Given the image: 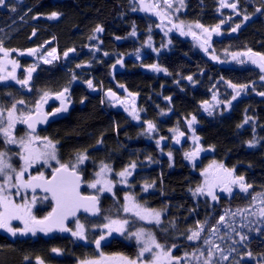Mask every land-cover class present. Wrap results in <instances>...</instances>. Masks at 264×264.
<instances>
[{"label":"trees","instance_id":"1","mask_svg":"<svg viewBox=\"0 0 264 264\" xmlns=\"http://www.w3.org/2000/svg\"><path fill=\"white\" fill-rule=\"evenodd\" d=\"M185 1L186 21L212 28L228 20L224 31L230 37L222 44L216 43L212 51L196 56L192 42L182 43L180 39L175 42L177 47L168 58H161V53L156 58L149 52L144 53L141 44L157 23L136 13L132 0H26L24 6L19 7L21 14L29 16L8 35L17 30L27 34L33 27L26 24H33V18L39 17V26L34 28L38 29L40 40L44 42L53 38L60 51L76 50L78 61L84 59L88 46H95L98 54L90 53L88 57L93 62L92 72L97 75L102 70L105 88L117 90L120 86L128 94L138 96L143 111L157 124L156 138H168V147L163 149L155 142H149L143 133L144 128L136 127L123 114L118 115L105 108L102 110L96 100H90L85 108L76 107L69 119L57 124L55 131L62 160L69 162L77 153L86 152L87 165L82 173L88 182L95 179L101 162L108 164L113 170L111 180L115 183V197L112 194L101 196L100 218L81 217L80 221L86 225L88 243L76 241L69 234L15 244L0 236V264H34L37 258L50 264H77L95 259L98 251L93 241L99 238L101 229L98 225L107 222L103 219L106 215L112 219L128 218L131 221L128 228L132 231L139 227L150 229L158 242L171 250L173 257L181 258L180 264H202V259L198 262L192 254L199 255L197 248L207 251L203 244L205 237L220 244L227 255L228 258L219 264H264V224L259 223V216L248 215V221L253 222L249 225L253 231L241 227L242 217L235 216L226 217V220L236 221L237 232L221 226L220 234L227 233L224 240L209 235L225 209L234 212L251 208V194L264 192V95L259 94L264 93V83H260L261 73L246 57L240 59L244 63L237 61L231 67L224 64L229 53H245L251 49L264 54V3L260 0H235L236 11H222L220 0ZM257 8L261 11L257 12ZM53 12L60 17L56 23L48 18ZM245 15L249 19L245 20ZM44 17L49 20L44 21ZM0 21V29L10 24L4 19ZM238 24L240 27L231 37V30ZM97 26L103 28L100 34L94 31ZM133 31L136 37L131 35ZM93 36L96 39H92ZM137 54H144L140 61L135 59ZM210 56L216 57V63L210 61ZM118 60L122 61V68L115 71ZM153 64L166 69V72L142 69ZM192 74L196 85L186 82V77ZM58 76L71 77L64 73ZM229 83L247 85L248 92L242 91L243 95L233 100L235 94L228 92ZM211 91L218 92V103L212 98ZM163 111L168 112L165 123L161 121ZM193 116L196 123L192 126L195 136L199 137L196 148L200 149L196 155L200 161L195 164H191L185 155L189 150L188 142L181 147H173L170 131L177 127L187 132L188 121ZM249 141H255V145L250 147ZM164 152H167L165 156ZM214 161L234 169L236 176H243L245 182L252 185L248 193L240 192L234 186L230 195L217 189L218 201L206 195L194 197L190 189L202 185L204 176L201 172ZM131 163L136 164L137 170L129 186L120 187L116 173ZM146 184L152 187L144 191ZM125 194L134 196L138 203L148 208L161 211V224H147L124 213ZM256 205L257 209L262 206L259 200ZM198 222L204 226L201 238L189 241V230H196ZM73 228L74 224L71 230ZM237 233L248 238L241 241ZM228 235L231 239L227 238ZM139 246L134 238L118 236L103 245L102 252L135 258ZM53 248L60 249V253L54 254ZM230 248L234 249L231 253ZM185 253L189 254L187 260L183 259Z\"/></svg>","mask_w":264,"mask_h":264},{"label":"snow or ice","instance_id":"2","mask_svg":"<svg viewBox=\"0 0 264 264\" xmlns=\"http://www.w3.org/2000/svg\"><path fill=\"white\" fill-rule=\"evenodd\" d=\"M19 2V0H17ZM141 11H152L153 14L161 18L163 23L164 19H168L169 23H172L170 18V13L168 10L173 12L179 11V8H173V0H154L153 3H147L146 0H139ZM180 7H183V0H178ZM6 6V0H0V7ZM221 8H231L233 11L237 9V3H229L228 0H220ZM133 10H136L135 8ZM11 11H16L15 7L11 8ZM257 12L261 11L259 8L256 9ZM237 14H239L237 12ZM58 13L53 12L48 17L49 19H54L58 17ZM245 20L249 19L247 15L244 17ZM223 23V21H222ZM173 27L181 31L182 35L192 34V25L188 26V31H184L183 22L179 24H173ZM196 28H201L203 33L206 34L203 44H208L211 39L212 33L215 32L219 34L220 25H217L213 29L205 28L203 25L196 23ZM240 25H236L232 31H236ZM97 33L103 32L101 26H97L94 30ZM35 35V31L33 32ZM131 35H136L135 31ZM96 39L95 36L91 37ZM120 39V37H117ZM210 46V45H209ZM207 52L208 49L204 48ZM17 51L16 49H6L3 46V41L0 40V81L5 80H15L16 83L23 87H28L29 82L32 78V72L35 68L25 69L26 77L24 79H19L16 76V70L19 67L17 60L10 59L11 52ZM40 51L39 48L28 49L27 54L31 56H36ZM69 51H74V49H69ZM20 55H24V52H20ZM107 55V53H105ZM233 59L243 55L247 56L248 60L259 68L261 73H264V54L253 52L249 49L245 53H233ZM55 56V49L48 52L46 56H41L40 59L44 63H50L48 57ZM64 56H68V52L64 53ZM216 57L213 56V59ZM239 63H244L243 60H239ZM121 63V61H117ZM11 65V71H8V66ZM80 67V65H77ZM115 67V66H113ZM154 71H165L166 69H161L157 65H150ZM76 77L73 76V79ZM264 80V75L260 77ZM189 81L192 77H187ZM88 87L92 88V81L89 80ZM229 86L234 89L235 95L232 99L235 100L240 93L247 88V85H236L229 83ZM31 89L29 88V91ZM68 91L65 88L63 91L55 93L56 99L60 100V107L56 108L51 113H46L43 111V104L47 103L48 98L53 95L50 92H43L39 99L34 104V109H29L25 112L22 109H18L17 105H27L23 99L15 100L11 103V106L4 108L0 106V134L3 135L5 144H14L20 149L18 153H14L22 163L17 168L11 163L12 156L9 155L7 150H0V229H4L9 232L12 236L28 235L29 233L35 236L38 232L44 233L45 235L51 232H68L71 231L66 226V221L69 217H76L77 213L83 210V212L90 214L91 216H99L101 213L100 209V194L105 192L111 193L115 197L113 192L114 183L112 180L107 178V175L111 173L112 168L101 162L99 171L95 173V179L87 183V187L94 189L95 194L84 195L81 192V184L84 183L79 166L88 159L86 152H80L75 155L74 160L69 162H61L57 156V142H53L48 137H41L36 134V125L40 123H46L48 116H55L59 112H66L68 110L67 97L65 93ZM264 95V93H259ZM108 96L116 98L114 92L109 91ZM131 95V94H130ZM213 99H216L214 96ZM121 103H124L121 101ZM230 104L231 101H228ZM128 111V109H125ZM207 110V109H206ZM34 113V114H33ZM133 119H139L138 113L133 107L129 113ZM211 115V112H209ZM248 119L245 120V123ZM196 123V118L193 116L191 120L188 121L189 128ZM17 124L27 125L28 132L24 136L16 137L13 132ZM155 125L148 122V131H154ZM176 131V130H173ZM183 132H179V136H183ZM179 136L177 137V143L179 142ZM196 140L199 137H195ZM249 146L255 145V141H249ZM159 145V141H157ZM200 151L197 148L196 151L191 153H186V158L193 159L197 153ZM171 158V154L169 153ZM150 159V158H149ZM50 161L56 162V167H53ZM36 164L46 165L51 167V173L45 175L43 171H37L36 174H28L29 169L34 167ZM136 168L135 163H131L126 166L122 171L116 173L117 176L121 178L122 183L127 184V178L132 175V171ZM201 175L205 177L203 185L197 186L194 190L190 189L192 195H206L211 197L213 201H218L219 197L216 195V190L219 189L220 192L228 193L229 195L233 191V187H238L240 192L248 193L249 189L252 188L251 184L245 182L243 176H236L234 174V169H229L225 167L222 163L217 164L215 161L209 165L208 168L201 172ZM152 185H145L144 191H147ZM14 190V191H13ZM37 190L44 193L43 196H37ZM18 198V199H17ZM260 201L261 207L257 209L256 201ZM38 201H50L51 210L47 212L46 215L38 217L33 209L36 207ZM125 203L122 205V211L124 213H129L136 217L140 221H144L147 224H156L157 226L161 224V211L156 209L148 208L140 203H138L134 196L125 194ZM251 208L237 209L236 211H231L230 209H225L224 213L219 217V220L215 225L212 226L209 233L212 237H217L220 240H224L225 236L220 234V228L230 230V232H237L235 227V220H226V217L241 216L242 222L241 227H248L249 231L254 229L249 227L252 221H248V215L259 216V223L264 224V192L251 194ZM104 220L107 223H102L98 225L100 227V235L98 239L93 242L96 245L97 251L101 248V241L107 239L114 232L119 233L121 236H125L126 239H135L137 245H143L139 248L135 258L128 257L124 254H115L112 256H106L103 252H100L98 259L82 261L81 264H142L145 253H151V258L143 262V264H180L179 257H173L171 255V250L166 249L165 245L158 242L156 236L150 229H145L144 227H139L132 231L127 226L131 223L128 218L124 219H112L110 216H104ZM19 221L23 227H13L12 222ZM247 221V223L243 222ZM205 223H207L205 221ZM76 229L72 231V235L80 240H86V225L81 223L79 219L75 221ZM104 229L107 232H104ZM190 235L187 236L189 241H197L201 238V233L204 231V226L198 222L196 230H189ZM240 240H246L248 237L244 234H240ZM231 239V236H227ZM236 243V241H233ZM203 244L207 247V251H203L197 248L199 255L193 253L192 256L200 262L202 259V264H219L220 261L226 260L228 257L224 254V250L220 244L215 243V240L205 237ZM175 247V246H173ZM153 249L157 251L153 252ZM54 253L59 254L60 249L53 248ZM234 251V249H229V253ZM219 253V259L214 260V257ZM251 256V253H248ZM189 257L188 253H185L183 259L187 260ZM37 264H43V261L37 258ZM238 264V262H237Z\"/></svg>","mask_w":264,"mask_h":264},{"label":"flooded vegetation","instance_id":"3","mask_svg":"<svg viewBox=\"0 0 264 264\" xmlns=\"http://www.w3.org/2000/svg\"><path fill=\"white\" fill-rule=\"evenodd\" d=\"M25 3H26V0H23V2H17L16 0H9L6 2L5 7H0V20L4 19L10 23L6 28L0 29V40L3 41L4 48L9 49V50L11 49L17 50V51L11 52V55H10V59L17 60L19 64V67L16 70L17 78L24 79L26 77L25 69L27 68L34 67L35 71L32 72V78L29 82L28 87L21 86L20 84L16 83L15 80L0 81V106L4 108H8L11 106V103L13 101L23 99L25 101V104L27 105V108H25V105H19V104L17 105V107L18 109H22L25 112H27L29 109H34L35 102L39 99V97L42 95L43 92L47 91V92L52 93L53 95H51L48 98L47 103L43 104V111L46 113H51L56 108L60 107V100L56 99L55 93L61 92L65 88H67L68 91L65 93V96L67 97L68 110L66 112H59L55 116L49 115L46 123H40L36 125V134H38L41 137H48L53 142H57L56 143V146L58 149L57 156L61 160V162H64V161L62 160V153L60 151V142L58 141V138L55 132L57 129V124L63 120L69 119V117L72 114V111L76 109V107L80 109L85 108L90 100H96L102 110L105 108V110L110 111V112L112 111L115 114H118V115L123 114L136 127L145 128V130L148 131V122H152V121L149 119L150 118L149 114L143 111L140 105V98L138 96L131 95L133 96V99H135L134 101L137 102L135 106L136 111H137V105H138L141 112H144L142 121L139 124H137L133 122V118L129 114L132 109L131 108L132 102H134L132 98L130 97V94H128L120 86L117 87V90L105 88V85L103 84V81L101 79L102 70H100V74L99 72H97L98 73L97 75L92 72L93 62H90L88 57L91 56L90 53L98 54V49L95 46H88L86 48L88 50V53L83 56L84 57L83 60L78 61L77 60L78 54L76 50L60 51L57 47L56 40L53 38L45 40L44 42L40 40L38 29L34 28V27L39 26L37 24V22L40 19L39 17L33 18V24H26L27 26L33 27V30L28 32L27 34L26 32L25 33L23 31L21 32V30L20 31L17 30V32L15 33L12 32L11 35L7 34L10 30L13 31L12 28L16 27L19 22H22L24 20L26 21L27 17L29 16L28 14H21L19 12L20 10L19 7L24 6ZM12 7H15L16 11H11ZM43 20L45 21L49 19L44 17ZM59 20H60V17L58 19L54 18L53 22L56 23ZM223 24L224 23L219 24L220 26H223L221 27L223 31L220 32V34L216 37V40L213 43V48L211 47L209 49L207 48L208 51L213 50L215 48L216 43L222 44L226 39L230 37L228 36L229 33L227 31H224V29L227 28L228 23L226 22L225 25ZM34 31H35V35H33ZM99 36L100 35H98L97 38ZM147 39L148 38H146V40ZM180 39H182L181 40L182 43H184L185 41L192 42L189 39H184L180 36L178 37L177 34L176 35L174 34L165 40H161V43L158 42L157 47L159 49L155 50V52L154 51L150 52V54L155 55V57L158 58V56L160 57V53H161V58L162 56L168 58L169 53L172 52L175 49V47H177L175 42ZM146 40L144 43H146ZM33 48H39L40 51L37 53L36 56L28 55L27 50L33 49ZM192 48H193L195 56L196 54L204 55L206 53L205 50L203 52L199 51L194 46V44L192 45ZM53 49H55L56 54L58 55V59L50 61V63H44V61L40 59V57L46 56L47 53L52 51ZM20 52H24L25 54L20 55L19 54ZM65 52H68L67 57L64 56ZM231 55L232 54L230 53L227 54L226 58L229 59V56ZM0 56H2V54H0ZM245 57L247 58L246 60L248 61V57L247 56ZM209 58H210V61L216 63V59H213V57L211 56ZM224 62L226 66L229 65V67H231V64L229 63L227 64L228 60ZM119 64L120 63H118V65ZM77 65H80V67H77ZM153 65H157V64H153ZM220 65H222V63H220ZM143 68H145L147 71H150V72H161V71H154L149 66H146ZM253 68L258 70V68H255L254 66ZM8 71H11V65L8 66ZM63 73L71 77L61 78L58 76L60 74L63 75ZM0 75H2V73H0ZM197 75L198 74H196V77ZM73 76H75L76 78L73 79ZM190 76L192 77V80L189 81L186 77V82L189 84L196 85L195 80H194L195 75L192 74ZM89 80L92 81V84H93L92 88L88 87L87 82ZM260 83H264L262 79L260 80ZM29 88L31 89L30 91H29ZM228 89H229L228 92L233 93V89L229 86V84H228ZM109 91L114 92L117 96H119V99L116 101H111L107 96V92ZM243 91L248 92V89H244ZM211 93H212V98L214 96L218 97L217 96L218 92L214 91L213 93L211 91ZM241 95H243L242 92L240 93L239 96L236 97L235 100H237L238 97H241ZM214 100L216 101V103H218L217 98ZM121 101H123L124 103H121ZM126 108L128 109V111L125 110ZM167 115H168V112L163 111V115L161 118L162 123H165L164 121L167 118ZM155 129H156L155 131H151V132L157 133L158 127L155 126ZM28 131L29 130L27 128V125L17 124L14 129L13 134L16 137H20V136H24L25 133H27ZM160 138L163 142L162 144L164 145L165 143L168 146V138H166L165 136H161ZM183 140H184L183 136H179V141L181 145H184L187 143V139H185L184 141ZM0 150H7L9 152V155L12 156L11 163L17 168L22 163L21 161H19L18 157L14 155V153H18L20 149L17 147V145H14V144H11V145L5 144L2 134H0ZM50 163L53 167L57 166L56 163H53L52 161H50ZM86 165L87 163L85 160V162L79 166V170L81 172V175H83V177H84V174L82 173V169ZM38 170L43 171L45 175H49L51 173L52 168L46 165L36 164L34 167L29 169V172L26 173V177L28 174H36ZM87 183H88V180H86L84 177L82 193L84 195L93 194L92 192L89 193L90 190L87 187ZM43 195L44 193L37 192V196H43ZM100 200H101V196H100ZM50 203H51L50 201H42V202L38 201L36 207L33 209V212L38 217H42L41 216L42 213H45L46 215L47 212L51 210ZM79 220H81V218ZM12 226L18 227V228L23 227V225L19 221H13ZM0 236L5 238L9 242L15 244V243L26 241V240H38L40 237H52L54 235H51V234L45 235L44 233H41L37 237H25L20 234H17L16 236H12L9 232L5 231L4 229H0ZM54 254H57V253H54ZM105 255L111 256L107 254ZM98 258H99V255L95 259H98ZM40 260H42L43 262H46L44 259H40ZM90 260H93V259H90ZM83 261H86V260H83ZM81 262L82 261H79L77 264H81ZM34 264H37V260L34 261ZM46 264H50V263L46 262Z\"/></svg>","mask_w":264,"mask_h":264},{"label":"rangeland","instance_id":"4","mask_svg":"<svg viewBox=\"0 0 264 264\" xmlns=\"http://www.w3.org/2000/svg\"><path fill=\"white\" fill-rule=\"evenodd\" d=\"M262 3H264V0H260ZM146 2L147 3H153L154 2V0H146ZM185 0H183V7H180V5H179V3H178V0H173V8H179L180 10L179 11H175V12H173L172 10H168L169 11V13H170V18H171V20H172V23H169L168 22V19H164V21H163V23L161 22V18L159 17V16H157V15H155V14H153V12L152 11H141V10H139V7H140V3H139V0H132V4H133V6H134V8L136 9L135 10V12L136 13H138V14H140V15H143L144 17H147V18H150V19H152V20H154L157 24H156V26H155V29L154 30H150L149 32H148V36H147V40H146V43H142L141 44V50H143L144 51V53H145V51L146 52H152V51H154L155 52V50H158L159 48L157 47L158 46V42H160L161 43V40H165V39H167L168 37H171L172 35H176V34H179V36L180 37H182V38H184V39H189V40H191L192 41V43L194 44V46L199 50V51H201V52H203L204 51V48H213V43L215 42V40H216V37L220 34V32H222L223 30H222V28L221 27H223V26H220V28H219V34H217V33H215V32H213L212 33V36H211V39L209 40V42H208V44H205L204 45V47H201V44H203V42H204V38H205V36H206V34H204L203 33V31H202V29L201 28H196L195 27V24L196 23H191V22H188V21H186L185 20V18H184V16H186V12H187V7H186V4H185ZM228 2L229 3H232V2H235V0H228ZM221 10L222 11H226V10H231V11H233V9H231V8H221ZM226 22L228 21V20H225ZM180 22H183V28H184V31H188V26L189 25H192L193 27H192V32H194L195 33V35H192V34H187V35H182L181 34V31L180 30H178L177 28H175V27H173V24H179ZM226 22H223L224 24L223 25H225L226 24ZM205 27V26H204ZM205 28H208V29H213V28H215V27H212V28H209V27H205ZM98 34H100V33H98ZM133 37H136L135 35H132ZM162 38V39H161ZM210 45V46H209ZM154 49V50H153ZM212 51V50H211ZM142 56H144V54H137V55H135V59H137V60H141L143 57ZM213 57V56H212ZM245 56H243V55H241V56H239V57H237V59H233V55H231V56H229V59H228V62H227V64L229 63V64H232V63H235V62H237V61H239L240 59H242V58H244ZM48 59L50 60V61H53V60H57L58 59V55L56 54V51H55V56L54 57H48ZM121 63H122V61H121ZM121 63L115 68V71H119L121 68H122V65H121ZM252 64V63H251ZM252 66H254L255 68H258V67H256V65H254V64H252ZM143 70H146L145 68H142ZM258 70H259V68H258ZM147 71V70H146ZM160 73H162V71L160 72ZM262 75H264V73H262ZM263 82H264V80H262ZM233 89V88H232ZM233 92H234V94H235V91H234V89H233ZM130 97L132 98V100L134 101L135 99H133V96H131L130 95ZM136 104H137V102L136 101H134V102H132V105H131V108H133V107H135L136 106ZM137 113H138V116H139V119H133V122H135V123H137V124H139L141 121H142V119H143V116H144V112H141V110H140V108L138 107V105H137ZM153 125H155V126H157V124L156 123H154V122H151ZM188 130H187V132H183L182 130H180V129H177V127L175 128V129H171L170 131H171V134H172V137H173V139H172V146L173 147H181V146H183V145H181V143H180V141L177 143V137L179 136V132H183L184 133V135L186 136V138L185 139H187V142H188V151H187V153H191V152H194V151H196V146L198 145V140H196L195 139V132H194V129H193V126H191V130H190V128H189V124H188ZM173 130H176V131H173ZM143 133H145L146 134V139L149 141V142H156V144H157V141H159V147L160 148H163V149H165V147L167 148L168 146H167V144H165L164 143V146H162V140H161V138H156V136H157V134L158 133H155V132H148V131H145V128H144V131H143ZM162 146V147H161ZM164 154H167V152H164ZM165 156V155H164ZM188 159V158H187ZM188 161L191 163V164H195V163H198L200 160L198 159V157L196 156V157H194L193 159H188ZM53 163H56L55 161H52ZM212 163H209L207 166H206V168H208L209 167V165H211ZM218 164V163H217ZM205 168V169H206ZM137 169L135 168L134 170H131L132 171V175L130 176V177H128L127 178V184H125V183H122V182H120L121 181V178L118 176V180H117V182H118V184L120 185V187L122 186V187H128L129 186V183H130V180H131V178H132V176H133V173L136 171ZM204 171V170H203ZM202 171V172H203ZM111 175H112V173H109L108 175H107V178L108 179H110L111 180ZM204 180H205V177H204ZM203 183H204V181H203ZM203 183H202V185H203ZM89 190V193H93V194H95V190L94 189H91V188H88ZM114 190H115V183H114V188H113V192H114ZM105 194H111V193H107V192H105V193H103V194H100V196H103V195H105ZM126 214H129V213H126ZM129 215H131V214H129ZM81 222V221H80ZM144 222V221H143ZM82 223V222H81ZM105 223H107V222H105ZM154 224V223H153ZM128 227V226H127ZM76 229V224L74 223V228L69 232V235L71 236V237H73L76 241H79V242H81V243H84V244H86V243H88V238H87V233H86V240H80V239H78L77 237H74L73 235H72V231H74ZM104 232L106 233L107 232V230L106 229H104ZM41 233L40 232H38L35 236H33V235H31L30 233L28 234V235H22V236H25V237H37V236H39ZM118 236H121L119 233H113L111 236H108L107 237V239L106 240H104V241H101V248H100V250L98 251V255L100 254V252H102V246L103 245H106V244H108L111 240H112V238H114V237H118ZM89 242H91V241H89ZM94 246L96 247V245H95V243H94ZM143 245H140L139 247H142ZM155 251H157L156 249H153V252H155ZM112 256V255H111ZM151 257V253H145V256H144V258H143V261L145 260V259H147L148 257ZM219 258V253H217V256L216 257H214V260H216V259H218ZM43 264H46V262H43ZM142 264H143V262H142Z\"/></svg>","mask_w":264,"mask_h":264},{"label":"water","instance_id":"5","mask_svg":"<svg viewBox=\"0 0 264 264\" xmlns=\"http://www.w3.org/2000/svg\"><path fill=\"white\" fill-rule=\"evenodd\" d=\"M7 1H9V0H6V2ZM17 1V0H16ZM247 1H251V0H247ZM19 2H23V0H19ZM59 18V15H58V17L56 18V19H58ZM234 34V32H230V35L232 36ZM112 92V91H111ZM108 93V92H107ZM108 96V95H107ZM108 98L111 100V101H116V100H118L119 99V96H117L116 95V98H112V97H110V96H108ZM156 130V129H155ZM154 130V131H155ZM183 138H184V140H185V138H186V136L185 135H183ZM183 140V141H184ZM82 178H83V181H84V177H83V175H82ZM81 192H82V190H83V183L81 184ZM37 192H40L39 190H37ZM100 209H101V201H100ZM101 215H102V209H101V213H100V215L99 216H91L90 214H88V213H85V212H83V210H81L80 212H78L77 213V216L76 217H69V219L66 221V226L69 228V229H71V225L76 221V219H79V218H81V217H88V218H90V219H93V220H96V219H98V218H100L101 217ZM69 233V231L68 232H59V231H56V232H51V233H49V234H51V235H58V236H65V235H67Z\"/></svg>","mask_w":264,"mask_h":264}]
</instances>
